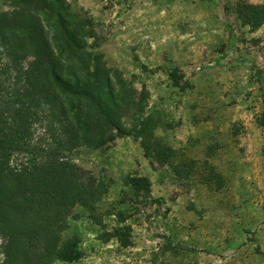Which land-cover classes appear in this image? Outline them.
<instances>
[{
  "label": "rangeland",
  "instance_id": "rangeland-1",
  "mask_svg": "<svg viewBox=\"0 0 264 264\" xmlns=\"http://www.w3.org/2000/svg\"><path fill=\"white\" fill-rule=\"evenodd\" d=\"M65 3L123 134L70 155L106 192L68 220L83 258L54 264H264V23L237 13L264 0ZM132 177L148 179L159 212Z\"/></svg>",
  "mask_w": 264,
  "mask_h": 264
},
{
  "label": "trees",
  "instance_id": "trees-1",
  "mask_svg": "<svg viewBox=\"0 0 264 264\" xmlns=\"http://www.w3.org/2000/svg\"><path fill=\"white\" fill-rule=\"evenodd\" d=\"M10 7L0 12V264L76 262L84 253L68 220L76 207L93 210L106 188L70 155L123 134L118 95L98 59L90 72L65 0ZM237 13L252 29L264 23V7ZM128 183L160 211L148 179Z\"/></svg>",
  "mask_w": 264,
  "mask_h": 264
}]
</instances>
